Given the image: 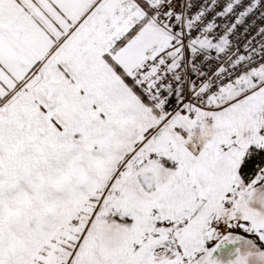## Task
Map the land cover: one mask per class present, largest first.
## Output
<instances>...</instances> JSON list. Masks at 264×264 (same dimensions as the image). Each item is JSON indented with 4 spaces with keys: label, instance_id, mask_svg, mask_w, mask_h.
Segmentation results:
<instances>
[{
    "label": "snow or ice",
    "instance_id": "1",
    "mask_svg": "<svg viewBox=\"0 0 264 264\" xmlns=\"http://www.w3.org/2000/svg\"><path fill=\"white\" fill-rule=\"evenodd\" d=\"M0 264H264V0H0Z\"/></svg>",
    "mask_w": 264,
    "mask_h": 264
}]
</instances>
